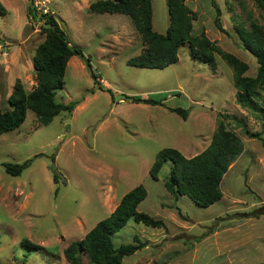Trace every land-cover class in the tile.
I'll list each match as a JSON object with an SVG mask.
<instances>
[{"label": "rangeland", "instance_id": "374dc122", "mask_svg": "<svg viewBox=\"0 0 264 264\" xmlns=\"http://www.w3.org/2000/svg\"><path fill=\"white\" fill-rule=\"evenodd\" d=\"M37 1L32 0L30 6V0H0L6 9L0 14L3 110L16 80L26 92L36 84L32 57L45 36ZM44 1L46 12L56 17L71 44L89 58L98 84L85 62L72 56L65 68L63 87L56 93L60 102L77 101L71 114L61 111L44 125L28 110L17 129L0 135V264H69L64 248L82 239L113 211L124 193L139 184L147 195L137 209L160 218L166 227L128 221L113 236L115 246L134 243V236L146 245L134 252V257L124 256L121 264H191V254L202 257L193 264H227L221 252L227 233L220 230L228 224L244 223V234L255 232L247 241L259 244L264 239V156L260 154L264 148L259 140L246 135L242 123L264 136V121L235 101L231 67L215 55L216 69L212 70L191 55L187 44L179 47L178 61L163 69L129 65L127 59L142 48L129 16L90 12L88 6L96 0ZM211 1L185 0L196 12L193 33L204 31L220 48L248 64L247 75H254L256 59L243 47L234 27L241 24L250 28L254 20L264 27L263 12L253 0H215L225 29L220 31L214 23ZM151 4L154 30L164 33L168 26L166 0H151ZM29 7L36 18L28 16ZM118 94L142 98L166 95L165 105L117 100ZM168 107L188 109L187 118L182 119ZM220 114L236 117L226 118V122L243 142L242 153L223 176L221 200L203 208L187 196L175 199L164 186L168 162L158 179L149 174L156 152L172 147L185 157L198 154L208 145ZM27 159H31L30 164L20 175L4 171V163ZM260 208L263 213L255 216L252 212ZM190 218L207 221L205 232L219 226L197 242L191 236L194 230H188L195 226ZM237 236L243 241L241 234ZM23 240L41 249L22 245ZM194 245V251L187 252ZM81 257L83 264H90L86 254ZM248 257L253 264L264 259V250L260 247L255 259L252 252Z\"/></svg>", "mask_w": 264, "mask_h": 264}, {"label": "trees", "instance_id": "16d2710c", "mask_svg": "<svg viewBox=\"0 0 264 264\" xmlns=\"http://www.w3.org/2000/svg\"><path fill=\"white\" fill-rule=\"evenodd\" d=\"M30 1L31 6L33 2ZM253 2L264 16V0H253ZM211 4L215 11L214 23L217 29L225 31L221 25L220 8L215 0H212ZM166 5L168 26L164 33L153 29L151 0H96L89 4L88 10L93 13H118L129 16L142 44L141 51L127 59L129 65L163 69L178 61V49L184 44H187L195 59L209 64L212 70L216 69L215 55H219L232 69V84L236 90L235 101L264 121L263 25L254 20L250 28H245L241 24L234 27L243 47L255 57L257 62L255 74L247 75L249 66L246 62L220 48L206 36L204 31L198 34L193 33L196 12L185 3V0H166ZM1 13H6V9L0 2ZM27 14L33 19L37 17L31 7L28 8ZM39 19L42 21V31L45 36L32 57L36 84L32 90L26 92L23 85L16 80L6 100L7 108L3 110L0 102V135L17 129L24 122L28 110L35 114L39 124L44 125L51 122L61 111L67 115L71 114L77 101L60 102L56 99V93L63 87L65 68L72 56H78L85 62L94 83L98 84L97 75L91 70L89 58L79 47L71 44L56 17L52 13H43L40 14ZM100 87L104 89L99 85ZM106 90L109 91L108 88ZM165 96L163 98L135 96L133 101L164 106ZM168 109L182 119L187 118L188 109L186 108L168 107ZM226 118L236 119L232 114H220L217 127L208 145L192 157H185L172 147H165L156 152L149 174L153 179H158L160 169L168 162L164 186L175 199L179 196H187L203 208L221 199L223 176L230 164L243 151L241 138L229 128ZM242 128L249 138L259 140L264 148V136L261 132L250 131L245 123H242ZM30 161L31 159L21 163H4V171L12 176H18L29 166ZM57 179L58 176L53 174V180L56 182ZM57 191L58 188L54 190V193ZM146 195L147 190L142 184L124 193L110 214L98 221L82 239L72 241L64 248L65 260L69 264H83L81 257L83 253L86 254L90 264H120L124 256L144 248L146 244L139 240L138 236H134V243H121L118 246H115L113 236L130 220L153 228L166 227L160 218L137 209ZM252 213L258 216L263 213V210L260 208ZM213 230L214 228L208 229L202 235L195 237L194 241H199ZM22 245L41 249L40 246L27 240H23Z\"/></svg>", "mask_w": 264, "mask_h": 264}, {"label": "crops", "instance_id": "0c3cea01", "mask_svg": "<svg viewBox=\"0 0 264 264\" xmlns=\"http://www.w3.org/2000/svg\"><path fill=\"white\" fill-rule=\"evenodd\" d=\"M152 26H153V21H152ZM153 29H154V26H153ZM167 29V26L165 28V31ZM164 31V32H165ZM261 144V143H260ZM260 154L264 156V151H260ZM223 196V195H222ZM222 198V197H221ZM221 200V199H220ZM218 202V201H217ZM216 203V202H215ZM209 207V206H208ZM219 213H217L216 215L210 217L207 221H211L212 219H214L216 216H218ZM190 221L191 222H195V226L192 225V227L188 228V230L192 229L194 230L191 234V236L193 237H197V236H200L202 235L205 231L203 229H206L205 227L206 226V222H204L202 219L200 218H197V219H194V218H190ZM245 223H249V220ZM223 224V223H221ZM244 225V223H239L235 226H231V227H228L225 228V229H221L220 231L224 232V233H227L226 234V237L224 239V244L221 248V252L223 254H225V258L227 260V264H249V259L250 257H248V252H252L253 253V257L252 258H256V253H259V250H260V247H262V250H264V239L263 240H260V242H258L259 244H255L256 242H248L247 240L251 237L253 238L254 237V234L255 232L254 231H251V232H247V233H243V232H246L247 230H242L241 227ZM219 226V225H216V227ZM216 227L214 228V230L216 229ZM218 228V227H217ZM243 228V227H242ZM219 231V230H218ZM219 231V232H220ZM241 231V232H240ZM240 232V233H239ZM264 233V232H263ZM238 234H241L242 235V239L243 241H240V237L237 236ZM203 239V238H202ZM202 239H200L199 241L197 242H200ZM238 239V241H236ZM114 240V239H113ZM247 241V247L246 249L244 250L243 248V245H244V242ZM114 242V241H113ZM236 242H238V246L235 245ZM242 242V243H240ZM230 244V245H229ZM191 246V245H190ZM189 246V247H190ZM233 246V247H232ZM194 247L195 245L190 248L189 250H187V252H189L191 249H193L194 251ZM232 247V248H231ZM144 248H142L143 250ZM140 250V249H139ZM234 250H237L235 251L236 253V256H235V253H231L232 251ZM135 252H138L135 251ZM192 253V250L191 252ZM194 253V252H193ZM132 256L131 257H134L135 253L134 254H131ZM233 255V256H232ZM130 256V255H129ZM126 257V256H125ZM190 260H191V264L193 263H196V262H200L202 259V257H200L199 255L197 256V258H193V254H191V257H189ZM253 259V260H254ZM260 263H264V259H257V261H255L253 264H260ZM121 264V263H120Z\"/></svg>", "mask_w": 264, "mask_h": 264}, {"label": "built area", "instance_id": "2783aa9c", "mask_svg": "<svg viewBox=\"0 0 264 264\" xmlns=\"http://www.w3.org/2000/svg\"><path fill=\"white\" fill-rule=\"evenodd\" d=\"M44 4H45V1L44 0H40V1H37L36 5H35L38 10H42V11H38V12H41V14L47 13L46 12L47 10L44 7Z\"/></svg>", "mask_w": 264, "mask_h": 264}, {"label": "water", "instance_id": "95a60500", "mask_svg": "<svg viewBox=\"0 0 264 264\" xmlns=\"http://www.w3.org/2000/svg\"><path fill=\"white\" fill-rule=\"evenodd\" d=\"M120 98L127 99V100H132L133 99L132 96H126L125 94H118L116 96V99L119 100ZM52 173L53 174L55 173V165H52Z\"/></svg>", "mask_w": 264, "mask_h": 264}]
</instances>
